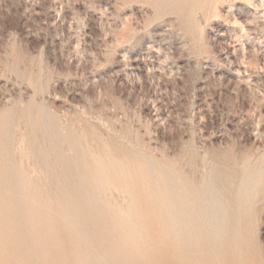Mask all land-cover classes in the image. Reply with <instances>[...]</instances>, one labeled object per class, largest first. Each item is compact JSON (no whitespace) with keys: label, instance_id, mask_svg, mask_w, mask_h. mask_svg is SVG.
<instances>
[{"label":"rangeland","instance_id":"obj_1","mask_svg":"<svg viewBox=\"0 0 264 264\" xmlns=\"http://www.w3.org/2000/svg\"><path fill=\"white\" fill-rule=\"evenodd\" d=\"M0 264H264V0H0Z\"/></svg>","mask_w":264,"mask_h":264},{"label":"bare ground","instance_id":"obj_2","mask_svg":"<svg viewBox=\"0 0 264 264\" xmlns=\"http://www.w3.org/2000/svg\"><path fill=\"white\" fill-rule=\"evenodd\" d=\"M29 136V135H28ZM30 144V143H29ZM28 148H30V147H28ZM28 150V149H27ZM29 151V150H28ZM33 151V150H32ZM30 152V151H29ZM31 153V152H30ZM32 156V155H31ZM39 156V155H38ZM109 157V156H108ZM112 161V160H111ZM106 163V162H105ZM104 163V164H105ZM39 166V165H38ZM97 167H102V166H104L103 165V163L101 164V163H98L97 162V165H96ZM124 166V165H123ZM218 166V165H217ZM114 167V166H113ZM47 168V167H46ZM151 169V168H150ZM121 170V169H120ZM122 173V172H121ZM127 176V175H126ZM36 177V176H35ZM44 179V178H43ZM126 181V180H125ZM41 182V181H40ZM126 184H128V183H126ZM145 185V184H144ZM148 185V184H147ZM133 188V187H132ZM98 189V188H97ZM113 189V188H112ZM92 190V189H91ZM107 190V189H106ZM132 190V189H131ZM112 191H114V190H112ZM116 192V191H115ZM104 193V192H103ZM127 193V192H126ZM27 194V193H26ZM116 194V193H115ZM121 194V193H120ZM128 194V193H127ZM123 195V194H122ZM124 195L126 196V194L124 193ZM112 197V196H111ZM128 197H130V196H128ZM120 198V197H119ZM111 199V198H110ZM111 202H112V200H111ZM147 202V201H146ZM115 203V202H114ZM123 203H124V201H123ZM128 203V202H127ZM151 204V203H150ZM126 205V204H125ZM132 205V204H131ZM114 206V205H113ZM123 207V206H122ZM143 208V207H142ZM122 210V209H121ZM143 211V210H142ZM157 214V213H156ZM52 216V215H51ZM153 216V215H152ZM42 217V216H41ZM125 217V216H124ZM131 219V218H130ZM128 223V222H127ZM132 223V222H131ZM210 223V222H209ZM60 224V223H59ZM55 225V224H54ZM129 227V226H128ZM175 227V226H174ZM130 228V227H129ZM85 230V229H84ZM129 231V230H128ZM90 235V234H89ZM80 237V236H79ZM137 237V236H136ZM135 239V238H134ZM92 243V242H91ZM139 243V242H138ZM87 245V244H86ZM133 246V245H132ZM67 258V257H66ZM51 259V258H50ZM129 259V258H128ZM46 260V259H45ZM59 261V260H58ZM50 263V262H49Z\"/></svg>","mask_w":264,"mask_h":264}]
</instances>
